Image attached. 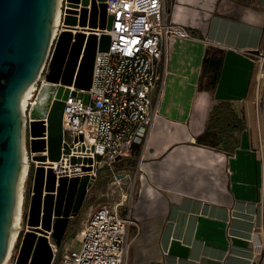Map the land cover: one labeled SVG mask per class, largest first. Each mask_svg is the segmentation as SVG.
Listing matches in <instances>:
<instances>
[{
    "label": "crops",
    "instance_id": "0c3cea01",
    "mask_svg": "<svg viewBox=\"0 0 264 264\" xmlns=\"http://www.w3.org/2000/svg\"><path fill=\"white\" fill-rule=\"evenodd\" d=\"M165 1L168 18L193 38L170 43L159 98L160 87L154 92L158 114L122 161L134 164L103 169L97 182L127 184L110 205L120 202L134 221L126 264H258L264 163L255 137L258 62L249 53L264 48V0Z\"/></svg>",
    "mask_w": 264,
    "mask_h": 264
},
{
    "label": "built area",
    "instance_id": "2783aa9c",
    "mask_svg": "<svg viewBox=\"0 0 264 264\" xmlns=\"http://www.w3.org/2000/svg\"><path fill=\"white\" fill-rule=\"evenodd\" d=\"M105 3L112 16V28L97 29L96 32L98 35L110 34V46L96 54L89 90L66 86L70 91L63 100L64 136L61 157L57 161L47 159L42 162L35 158L37 155L48 156L47 147L41 152L31 149L35 138L44 139L46 144L48 141V117L40 119L45 127L44 134L34 137L30 116L40 87L46 82L48 63L35 82L32 96L24 108L28 178L32 179L35 169L44 165L46 170L52 169L57 180L63 176L69 179L89 176L95 184L101 170L113 171L117 163L131 159L158 114L159 99L154 100V92L159 86V98L167 74L171 41L175 37L193 38L186 27L168 18L165 0H106ZM91 6L89 0L86 6L89 11ZM82 7L79 3L75 8L78 18ZM67 9V0H61L60 23L54 40L66 27ZM84 31L90 33L89 28ZM249 54L257 59L258 78L263 79L264 48ZM86 93L89 94L88 102L84 99ZM113 178L115 183L120 181L116 175ZM122 197L128 199L127 194ZM121 205L120 202L114 206L102 205L87 218L76 235L80 248L63 254V264H125L128 231L134 221L130 209L121 213ZM49 239L57 256L58 247L50 235Z\"/></svg>",
    "mask_w": 264,
    "mask_h": 264
},
{
    "label": "water",
    "instance_id": "95a60500",
    "mask_svg": "<svg viewBox=\"0 0 264 264\" xmlns=\"http://www.w3.org/2000/svg\"><path fill=\"white\" fill-rule=\"evenodd\" d=\"M106 0H67L65 29L54 40L58 0H0V264L8 248L18 177L24 153L25 120L22 98L48 63L46 82L37 94L30 112L32 136L44 134L40 119L48 117V141L35 138L33 152L42 162L61 157L64 99L74 85L82 90L92 86L98 51L107 50L111 35H98L97 29L111 30L112 16ZM82 3L80 17L75 8ZM82 28L83 30H79ZM89 28L90 33L84 29ZM73 30H76L74 33ZM80 95V93H79ZM117 177L124 175L117 174ZM31 200L25 215L27 229L22 237L15 264H54L49 235L63 248L70 222L86 207L94 183L89 176L56 179L52 169L39 165L32 176Z\"/></svg>",
    "mask_w": 264,
    "mask_h": 264
},
{
    "label": "rangeland",
    "instance_id": "374dc122",
    "mask_svg": "<svg viewBox=\"0 0 264 264\" xmlns=\"http://www.w3.org/2000/svg\"><path fill=\"white\" fill-rule=\"evenodd\" d=\"M259 67L257 69V81H256V120H255V137L257 140V150L260 156L262 163H264V78L259 79ZM260 87V89L258 88ZM157 92V90H156ZM84 99L86 102L89 100V94L86 93L84 95ZM122 162L117 165V168H124L128 167L130 164H134L133 162ZM104 170L101 171L103 173ZM25 203H24V212H23V229L19 232V240L17 245L14 249L13 257L11 258L9 264H15L19 250L20 244L22 241V237L27 230V220L25 219L26 213H28L30 200H31V188L33 185V180L30 178L27 179L25 183ZM127 184H113L110 180V177H102L100 180L94 185L93 189L91 190L86 207L84 210L79 214L77 219L75 228L71 236L66 240L61 251L58 248V259L54 264H63L61 257L63 254L71 252L72 250H78L80 248V243L77 238V232L82 226V223L86 220L88 216H90L100 205H111L114 204L118 199H121V191L122 188H126ZM127 261V256L125 260V264ZM264 261V251L261 253L258 259V264H262Z\"/></svg>",
    "mask_w": 264,
    "mask_h": 264
},
{
    "label": "bare ground",
    "instance_id": "6f19581e",
    "mask_svg": "<svg viewBox=\"0 0 264 264\" xmlns=\"http://www.w3.org/2000/svg\"><path fill=\"white\" fill-rule=\"evenodd\" d=\"M60 3H61V0H58L55 28L53 30V35L56 32V27L60 23ZM39 74H38V76H39ZM38 76L34 80V82L28 87V89L26 90V92L22 98L21 108L23 111H24L25 106L28 103L29 98L32 96V92L34 90V85L38 79ZM22 161L23 162H22V166L20 169V173H19V177H18V183H17V189H16V201H15V206H14L12 229L10 232L7 252H6V255H5L1 264H9L11 258L13 257L14 249L17 245L18 240H19V232L23 229V212H24L25 186H26L25 183H26L27 178H28L27 177L28 164L26 162V156L24 153H23V160ZM47 170H49V169H47ZM27 229H29V226H27Z\"/></svg>",
    "mask_w": 264,
    "mask_h": 264
},
{
    "label": "trees",
    "instance_id": "16d2710c",
    "mask_svg": "<svg viewBox=\"0 0 264 264\" xmlns=\"http://www.w3.org/2000/svg\"><path fill=\"white\" fill-rule=\"evenodd\" d=\"M220 109H221V106H216L214 108V114L212 112L211 117H210V125H211V123L214 124L215 122H217V118H218ZM209 129H210V127H209V124H208V130ZM30 176H31V174H30Z\"/></svg>",
    "mask_w": 264,
    "mask_h": 264
},
{
    "label": "flooded vegetation",
    "instance_id": "af4514ba",
    "mask_svg": "<svg viewBox=\"0 0 264 264\" xmlns=\"http://www.w3.org/2000/svg\"><path fill=\"white\" fill-rule=\"evenodd\" d=\"M78 217H79V215L76 216L75 218H73L72 221L70 222V225L68 228V233L69 232H71V234L73 233ZM71 234H70V236H71Z\"/></svg>",
    "mask_w": 264,
    "mask_h": 264
}]
</instances>
